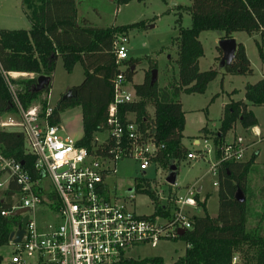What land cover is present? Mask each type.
I'll return each instance as SVG.
<instances>
[{
	"label": "trees",
	"instance_id": "1",
	"mask_svg": "<svg viewBox=\"0 0 264 264\" xmlns=\"http://www.w3.org/2000/svg\"><path fill=\"white\" fill-rule=\"evenodd\" d=\"M131 1L146 0H119V3L128 4ZM77 7V0H23L31 29L0 30V115L16 112L14 98L6 82L7 74H34L53 80L59 58L67 73H72L75 66L80 64L84 70V80L76 87L77 96L68 100L61 98L57 102L52 123L60 124L62 113L81 107L83 137L79 145L85 147L90 155H98L102 147L95 136L106 131L108 108L114 99V79L121 72V67L126 66V82H131L139 62L129 60L118 65L114 42L119 37H127L131 30L143 27L144 23L110 28L95 27L86 20L78 24ZM178 9L189 12L192 22L190 28L179 27L175 40L178 45V79L164 88H159L158 82L152 85L151 70L157 67L153 62L144 82L134 86L137 101L120 109L123 122L134 119L142 140L155 144L152 164L166 172L172 166L178 170L180 163L190 154L183 143L186 121L180 96L204 94L208 85L220 75H254L241 43L230 66L201 71L199 61L204 57V49L199 40L200 34L220 31L223 33L222 39L233 38L238 33L249 36L258 34L264 39V0H192L191 6H179ZM257 45L262 57V47L259 42ZM217 49L220 54L217 61L220 62L223 53L219 47ZM36 81V78L20 82L12 80L21 87L17 91V98L25 108L38 101L44 107L48 104L40 96L48 94L51 85L37 94L33 91ZM251 107H264V78L254 84L248 83L244 100L231 101L226 105L219 128L210 131L206 123L197 139L212 142L216 150L215 158L219 159L220 148L234 134L237 124L246 131L258 126ZM150 108L154 111L153 115ZM108 143L110 145L111 141ZM0 153L23 164L34 178L37 177L35 158L27 154L22 134L0 131ZM258 155V152H254L248 161H227L218 167V216L213 218L205 213L204 216L192 218V229L178 238L186 243L185 254L173 264H234L237 255L239 264H264V179L256 168ZM258 180L262 182L261 185L256 184ZM134 181L137 193L149 196L159 209V201L151 186L153 182L144 178H135ZM238 188L246 196L244 204L234 199ZM13 189L16 187L13 186ZM10 194L8 188L0 190V211L8 208ZM196 199L206 211L205 202L200 201L199 195ZM19 225L15 220L0 217V247L10 244V236ZM120 264L166 263L161 257H155L126 258Z\"/></svg>",
	"mask_w": 264,
	"mask_h": 264
},
{
	"label": "built area",
	"instance_id": "2",
	"mask_svg": "<svg viewBox=\"0 0 264 264\" xmlns=\"http://www.w3.org/2000/svg\"><path fill=\"white\" fill-rule=\"evenodd\" d=\"M127 40L125 36L114 42L118 65L127 61ZM125 70L121 67L113 82L114 99L108 108L106 131L101 133L106 137L101 142L95 138L102 147L98 155H90L79 140L63 135L60 124L52 123L55 107H44L38 101L25 108L9 87L16 112L0 115V131L24 136L27 154L35 158L37 174L34 178L23 164L0 153V190L8 188L11 193L8 208L0 211V217L19 222L14 233L28 218L22 241H10L15 248L10 264H120L136 247H157L161 240H176L179 231L192 229L194 212L201 209L194 188L181 195L174 190L177 184L164 192L153 182L159 209L151 200L155 211L149 216L136 214L131 207L132 196L129 207L109 188L107 178L115 172L111 169L114 164L132 158L141 171H146L156 153L153 142L142 140L136 121L124 123L120 114L121 107L137 101L136 93L127 88ZM251 131L256 137L261 135L256 128ZM249 147L241 137L226 141L220 148L221 157H214L211 171L218 177L223 162H242ZM215 152L214 146L212 150L206 147L201 156H215ZM187 159L196 156L190 153ZM22 210L27 212L15 216ZM38 214L51 215L52 221L38 224Z\"/></svg>",
	"mask_w": 264,
	"mask_h": 264
},
{
	"label": "rangeland",
	"instance_id": "3",
	"mask_svg": "<svg viewBox=\"0 0 264 264\" xmlns=\"http://www.w3.org/2000/svg\"><path fill=\"white\" fill-rule=\"evenodd\" d=\"M79 6V17L84 18L95 27L108 28L112 26H130L143 22L144 26L131 30L127 36L125 44L127 61L138 60L136 71L132 81L127 84L129 91H134L135 85H140L145 80V75L151 70V64H157L158 87L164 88L174 79H178V45L175 42L179 35V27L190 28L192 25L191 16L187 11H179L178 7L191 6L192 0H146L145 2L131 1L128 4H120L119 0H77ZM80 20V19H79ZM31 23L23 8V0H0V30H29ZM223 33L220 31H205L199 36V40L204 49V57L199 61L201 71L212 68L220 69L218 58V46ZM238 41L242 42L246 49V55L250 60L254 70L251 77L220 75L210 83L204 94H182L179 98L183 111L185 112V130L183 143L196 159H186L182 161L177 170L176 184L181 195H186L188 189L199 188L201 202H205L206 211L201 208L194 212L196 216H209L216 218L219 211L218 182L217 176L211 171L215 165L214 154L203 158L201 155L206 147L213 149V143L199 140V145L195 141L200 135V130L208 123L210 131L219 128L220 117L223 107L230 101L243 100L245 96V86L248 83L254 84L264 77V39L260 35L249 36L245 33L236 34ZM259 42L263 50V56L259 53ZM122 69H127L123 66ZM151 70V72L153 71ZM28 77L11 78L6 76L7 85L14 92L21 89L17 82L28 80ZM84 79V70L80 64L76 65L72 73H67L62 64V60H57L56 69L49 93H44L51 107H55L57 102L70 90L78 86ZM257 118L256 129L260 136L256 137L253 132L246 131L240 124H237L235 133L237 137L244 139L250 147L243 157V161H248L254 152H258L256 160L257 170L260 177L264 179V107H251ZM153 115L152 108L149 109ZM60 130L63 135L74 140L83 137L82 109L81 107L70 108L60 117ZM105 134H97L95 138L101 142L105 139ZM229 136L226 141H230ZM210 162H209V161ZM115 172L107 178L109 188L115 191L122 201L128 203L129 197L134 198L132 209L137 215L149 216L154 213L155 206L151 199L137 193L135 188V178H144L155 183L159 190L167 192L170 190L165 183L169 172L157 169L155 164H151L146 171H141L139 163L132 158H125L111 168ZM257 185L262 182L258 180ZM49 183L46 182V186ZM129 207L130 204L128 203ZM42 210H39V213ZM52 221L50 215H37L38 224L45 225ZM186 243L183 240H161L157 247L150 244L136 247L129 251L127 255L134 259H145L161 257L166 264L175 263L185 254ZM14 246L8 244L0 247L2 264H10ZM239 255L234 259V263L239 264Z\"/></svg>",
	"mask_w": 264,
	"mask_h": 264
},
{
	"label": "water",
	"instance_id": "4",
	"mask_svg": "<svg viewBox=\"0 0 264 264\" xmlns=\"http://www.w3.org/2000/svg\"><path fill=\"white\" fill-rule=\"evenodd\" d=\"M237 46L238 44L234 38L220 40L218 47L223 53L222 59L220 60V69H224L225 67L230 66L233 63V61L235 60V56H236ZM133 69L134 68H132V70ZM151 75H152L151 83L152 85H154L158 80V72L156 70H153L151 72ZM50 85H51V79L49 77L39 76L37 78L36 85L33 91L37 94L42 93L46 89H48ZM76 96H77V90L76 88H72L63 96L62 99L68 100V99L75 98ZM176 180H177V167L172 166L170 168L168 176L166 177L165 183L168 186L173 187L176 185ZM201 191L202 189L199 188L197 190V193L199 194ZM234 199L240 204H244L246 202V196L240 188L237 189ZM26 212L27 210H22L20 212L15 213V216H19L20 214L26 213ZM27 221H28V218L26 217L23 220L22 226L19 229V231L17 233L11 234L10 241L13 244H18L22 241V238L24 236V230L27 225ZM184 234L185 232L182 230L178 232L179 237H182Z\"/></svg>",
	"mask_w": 264,
	"mask_h": 264
},
{
	"label": "crops",
	"instance_id": "5",
	"mask_svg": "<svg viewBox=\"0 0 264 264\" xmlns=\"http://www.w3.org/2000/svg\"><path fill=\"white\" fill-rule=\"evenodd\" d=\"M80 19V20H79ZM85 19L82 17V18H80L79 17V6L77 7V23L78 24H81L83 21H84ZM31 23V22H30ZM31 26H32V24H31ZM112 27H117V26H112ZM108 28H110V27H108ZM30 30V29H29ZM233 38L236 40V42H237V44H239V43H241V44H243L242 42H239L238 41V38H237V36H236V34L233 36ZM244 46V45H243ZM245 47V46H244ZM246 50V49H245ZM220 56V54H218V57ZM57 64V63H56ZM62 64H63V62H62ZM78 65V64H77ZM82 67V66H81ZM64 68V67H63ZM65 70V69H64ZM135 70H136V68H135ZM11 78H13V79H15V77L16 76H14V75H18L19 77H28V78H31V79H34V78H38L39 76H36V75H34V74H24V73H9L8 74ZM17 76V77H18ZM264 78V77H263ZM262 79V78H261ZM84 80V79H83ZM52 81L53 80H51V84H52ZM83 82V81H82ZM79 86V85H78ZM77 86H75V87H73V88H76ZM72 89V88H71ZM69 91V90H68ZM42 95H44V94H42ZM42 95L40 96V99H42V100H45L46 98H44V97H42ZM63 98V97H62ZM47 100V99H46ZM244 100V99H243ZM233 101V100H232ZM240 101V100H239ZM231 102V101H230ZM229 102V103H230ZM234 102H236V101H234ZM229 103H226L225 105H224V107H223V110H222V114H223V112H224V109H225V107H226V105L227 104H229ZM56 106V105H55ZM222 114H221V117H222ZM221 117H220V119H221ZM220 123V122H219ZM220 125V124H219ZM256 128V127H255ZM235 133V132H234ZM230 136H232V139H234L235 137H237L236 135H234V134H231ZM231 139V140H232ZM80 140V139H79ZM198 142V143H197ZM199 143H200V141L197 139L196 141H195V145H199Z\"/></svg>",
	"mask_w": 264,
	"mask_h": 264
},
{
	"label": "bare ground",
	"instance_id": "6",
	"mask_svg": "<svg viewBox=\"0 0 264 264\" xmlns=\"http://www.w3.org/2000/svg\"><path fill=\"white\" fill-rule=\"evenodd\" d=\"M14 76H16V77H17L18 75H14Z\"/></svg>",
	"mask_w": 264,
	"mask_h": 264
}]
</instances>
